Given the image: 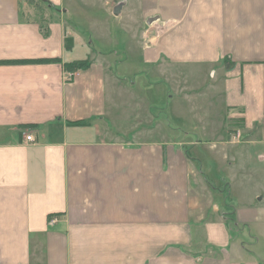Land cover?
Instances as JSON below:
<instances>
[{
  "label": "crops",
  "instance_id": "1",
  "mask_svg": "<svg viewBox=\"0 0 264 264\" xmlns=\"http://www.w3.org/2000/svg\"><path fill=\"white\" fill-rule=\"evenodd\" d=\"M0 62V264H264V0H0ZM136 62L199 122L159 123Z\"/></svg>",
  "mask_w": 264,
  "mask_h": 264
},
{
  "label": "rangeland",
  "instance_id": "2",
  "mask_svg": "<svg viewBox=\"0 0 264 264\" xmlns=\"http://www.w3.org/2000/svg\"><path fill=\"white\" fill-rule=\"evenodd\" d=\"M109 1L114 2V0H109ZM131 5H132V9L135 10L136 4H134V2H133V3H131ZM102 6H103V4H99V6L95 8L93 14L95 15V13L98 11L100 12V14H102L105 11V9ZM128 7H129V10H131L130 4ZM109 10H110V6H108V11ZM99 12H98V14H99ZM135 12H136V10H135ZM112 20H113V22H108L107 18L104 17L103 22L105 24H108V26H111L110 29H107L108 32L105 31L106 29L100 27V23H101L100 21L98 23L97 20L92 19V17H91V19L86 20L88 22L89 28L94 33L92 35L89 34V32H90L89 28H83L81 30L77 29V27H78L77 25H80L83 23L81 20H72L71 26L72 25L75 26V27L72 26L75 33H76L75 37L76 38L79 37L80 39H82V45L84 47L87 46V48H89V49H91V47H92L94 54H96V51H98V45H97L98 36L99 35L100 36L105 35V34L107 35V37L111 36L110 40H111L112 44L110 45L108 43V46L106 45V50H107V52L111 53L113 58L121 60V58H122L121 57V54H122L121 49L123 46V44H121V42H123L121 40L122 35L120 33L119 34L115 33L116 38L111 35V31L115 27V24H114L115 21H114V19H112ZM138 36L140 37V35H138ZM103 38L106 39V36H103ZM92 42H93V44H92ZM116 54H119V55H116ZM116 59H114V60L117 62L118 60H116ZM192 70H193L192 68H186L187 74H191ZM119 71H120V73H123L122 69H119ZM131 71H132V74H134V73H136V75L143 74L144 77H145L146 73L149 74L148 77H145L143 79H139L137 81L138 86H140L142 84V86H144V87L145 86L150 87L148 89V92H146V89L140 88V89H136L134 91V93H147L148 101L150 102L151 108L154 112V117H155V119L156 118L158 119L159 123L165 124V126H167V128H170V125L172 127L178 125V123L181 122V117L177 113L176 110H181V109L184 110L186 123L194 124V123L199 122L198 119H199L200 115L195 114L194 111L190 112V114H189V111H190L189 108L191 106H197L196 101L195 100L190 101V102H187V104H186V103H184V101L182 100L181 97L177 99V95H178L177 93H179L178 90L182 86V80L177 78L178 72L181 71L178 67H173L170 69V74H171L170 77L171 78L168 81H166V79H168V78H162L161 79V77L158 74L157 69L137 64V62L135 63V65H133ZM195 71L198 72L200 70L198 68H196ZM122 75H124V74H122ZM200 75L204 79V77H203L204 74L201 73ZM205 76H207V74ZM132 77H133L132 75L126 76V81L124 82V85H127L129 87L131 85V82L134 81V78H132ZM178 80H180V81H178ZM210 84H212V83H208V86H206V89H208V90L211 89V87H209ZM192 85H194V84H192ZM190 94H191V99H192L193 93H190ZM127 95L128 96H126L125 101H123L126 109L123 108V110L121 111L122 115H120L125 120L122 123L123 126L128 125L129 122H131V120L133 121L135 119L134 118L135 116H132L131 114H129V113H131L129 111H130V107L132 104V97L129 96L128 93H127ZM170 96H174V97L170 98ZM202 101L204 102L205 105H208V102H206L205 99H202ZM217 102H218V100L217 99L213 100V97H212V103H213L214 107L217 104ZM219 103L221 105V101ZM125 110H126V112H128V114L124 113Z\"/></svg>",
  "mask_w": 264,
  "mask_h": 264
},
{
  "label": "trees",
  "instance_id": "3",
  "mask_svg": "<svg viewBox=\"0 0 264 264\" xmlns=\"http://www.w3.org/2000/svg\"><path fill=\"white\" fill-rule=\"evenodd\" d=\"M70 46H67V49H70ZM44 62L45 60H20V61H15V62H9V63H27V62ZM0 63H4V62H0ZM89 61L85 60V61H76V62H72L66 65L67 70L69 71H77L80 69H86L89 66Z\"/></svg>",
  "mask_w": 264,
  "mask_h": 264
},
{
  "label": "built area",
  "instance_id": "4",
  "mask_svg": "<svg viewBox=\"0 0 264 264\" xmlns=\"http://www.w3.org/2000/svg\"><path fill=\"white\" fill-rule=\"evenodd\" d=\"M77 74V73H76ZM76 74H69V76H67V79H71L73 76H75ZM239 135V134H238ZM26 140H27V142H31V141H33L34 139H33V136H27L26 137ZM50 225L52 226V225H54V224H56L57 222H58V219L57 218H55V217H52L50 220Z\"/></svg>",
  "mask_w": 264,
  "mask_h": 264
},
{
  "label": "water",
  "instance_id": "5",
  "mask_svg": "<svg viewBox=\"0 0 264 264\" xmlns=\"http://www.w3.org/2000/svg\"><path fill=\"white\" fill-rule=\"evenodd\" d=\"M120 12H121V7L120 6H117L116 8H115V10H114V14L116 15V16H118L119 14H120ZM159 18H157V17H155V18H150L149 20H148V24H152V23H154L155 21H157Z\"/></svg>",
  "mask_w": 264,
  "mask_h": 264
}]
</instances>
